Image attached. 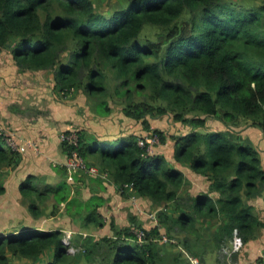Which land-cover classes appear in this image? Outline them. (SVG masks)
I'll return each instance as SVG.
<instances>
[{
	"label": "trees",
	"instance_id": "1",
	"mask_svg": "<svg viewBox=\"0 0 264 264\" xmlns=\"http://www.w3.org/2000/svg\"><path fill=\"white\" fill-rule=\"evenodd\" d=\"M4 50L20 72L52 71L54 90L62 96L82 91L101 117L113 113L115 102L142 123L145 135L154 131L163 142L167 135L153 129L150 118L172 116L191 131L172 136L174 153L168 157L148 155L136 133L100 140L76 130L79 147L62 143L63 152L77 150L89 166L108 172L109 181L69 173L60 163L54 186L29 174L20 185L21 200L34 218L55 216L64 203L73 223L100 233L80 236L85 252L74 255L59 229L0 237V264L46 253L43 264H192L183 256L190 239L221 246L237 233L245 246L259 238L264 209L252 201L264 194V166L260 151L237 142L232 129L245 121L264 132V0H124V7L108 14L93 0H0ZM211 120L228 130H213ZM20 158L0 133V173L16 169ZM174 162L208 179V190L190 195V183ZM106 181L121 196L149 202L157 224L147 216L150 225H143L133 214L123 227L111 216L106 220L101 208L107 199L95 194L106 191ZM86 189L90 198L83 197ZM5 193L0 182V195ZM107 228L110 234L103 235ZM175 229L190 234L182 244ZM138 230L146 233L142 242Z\"/></svg>",
	"mask_w": 264,
	"mask_h": 264
},
{
	"label": "crops",
	"instance_id": "2",
	"mask_svg": "<svg viewBox=\"0 0 264 264\" xmlns=\"http://www.w3.org/2000/svg\"><path fill=\"white\" fill-rule=\"evenodd\" d=\"M20 80L21 78L14 80L12 77H4V79H0V128L4 129L8 133H13L15 140L19 144H22L25 141L34 142L39 151L36 152L30 148L26 152H19L21 155L19 166L14 170L5 169L0 173V182L6 187V193L4 195H0V237L18 236L29 232L30 230L46 232L59 229L64 232L65 230L72 229L68 228L70 225H73V227H77V225L80 226V230L76 232L77 234L85 230V228H82L83 223L81 221H79V223L75 221L77 224H74L71 221V218L65 214L64 203L61 204V210L57 215L49 217L46 215L41 218H34L29 212L28 206L22 202L20 194V185L29 174L45 177L50 184H53V186L55 184L54 181L59 179V176L56 175L54 168L60 163H64L67 158L66 154L63 152L60 135L68 130H77L73 124L74 119H72L77 108L76 103H67L69 108L66 109L63 108L61 102H59V104H56L59 111H54L47 116V112L52 111L51 109H47L52 108L51 105H48L49 101L46 100L47 107L41 108L38 107L39 104H37L36 97L31 100L24 99L22 95L25 92L37 94V91H32L33 87L31 86L23 88L21 85H24V81H22V83L18 86ZM13 88H20V90L12 91L14 90ZM18 93L20 96L19 100L15 101L12 95H18ZM59 95L62 96V94ZM64 100L70 101L68 97ZM64 102L68 101H63V103ZM78 103L82 106V99H80ZM208 124L213 128V130H228V128L220 121L211 120ZM176 126L179 129L182 128L183 130L182 134L175 133L174 135H186L191 131L189 126L183 125L182 123L177 122ZM232 130H234L232 133L236 135L237 142L251 144L260 151V156L264 166V132L245 121H241L239 125ZM60 151L63 152V156L61 158H57ZM52 161L54 162L51 164ZM174 163L185 173L187 178L186 181L190 183V195L208 190L210 185L208 179L204 176L198 175L189 168L183 167L176 162ZM105 183L108 186H106L107 192L99 190L100 192H96L95 194L108 199L112 196L115 203L116 199L120 196L117 194V190L111 186L110 183L107 181ZM93 190H95L94 186ZM91 196L92 194L89 189L84 190L83 197L90 198ZM133 196L134 195H131L130 197L132 198ZM253 200V204L256 206H262L264 209V194ZM138 201L140 204L144 202L141 198H138ZM52 204L53 203L51 201H49L48 204L46 203V205L49 206L48 210L46 207L47 214L51 211ZM104 209L105 205L101 208V210L103 215L105 214L104 216L106 220H108V216L114 215L111 213L112 210H114V212L119 211V209H115L113 207V209L109 211L111 214H107L104 212ZM63 219L64 226L60 224ZM126 222L127 219L123 220L122 223ZM86 231L89 230L86 229ZM99 233L100 232L97 234ZM80 236L79 238L75 236L74 242L77 247H81L78 245L82 243V238ZM259 238H261L259 246L264 247L262 245L264 244V230ZM259 238L250 242L248 245H245L238 253H242L241 256H244V252H254L256 249L255 242L258 241ZM261 252V256L264 257V250ZM49 255V253H46L40 256L37 260H26L11 257L9 264H43L44 260L49 257Z\"/></svg>",
	"mask_w": 264,
	"mask_h": 264
},
{
	"label": "rangeland",
	"instance_id": "3",
	"mask_svg": "<svg viewBox=\"0 0 264 264\" xmlns=\"http://www.w3.org/2000/svg\"><path fill=\"white\" fill-rule=\"evenodd\" d=\"M93 1L95 3L96 9L105 14L113 12L115 8L117 9L120 7H124V0H93ZM154 31L157 30L153 29V31L150 30L144 31V35L146 34L150 35ZM0 60H1L0 79L2 80L4 79V77H12L14 80L21 78L18 86L22 83V81H24L25 82L24 85H21L23 88H25L26 86L33 87L32 91H37V94L25 92L22 96L24 99L27 100H31L34 99V97H36L37 104H39L38 107L41 108L47 107L46 102L49 101L48 105L49 106L51 105L52 108H47V109L48 110L51 109L52 111L47 110L48 111V112L46 111L47 116L48 114L53 113L54 111H59V108L56 107V104H59V102H61L62 107L66 109L69 108L67 103L69 104L76 103L77 108L74 112V116L72 119H74L73 124L78 131H85L90 134H93L97 136L100 140H104L109 137L112 138L121 137V136L123 137L124 135H130L133 133L138 134L139 137H143L145 135L144 132H146V130L142 125V123L126 117L122 112V107L119 104L113 102L112 103L113 113L108 117H101L95 114L91 110V104L88 101L86 95L82 91L77 93V95L74 98L68 97L70 101L64 100L67 97L59 95L54 90V76L52 71L20 72L7 50L0 52ZM50 73L52 74L50 75ZM18 90H20V88L18 89L15 88L12 91H18ZM12 97L15 99V101H17L19 100L20 96L18 93V95L15 96L12 95ZM80 99H82L83 102L82 106L80 105V103H78ZM63 101H68V102L63 103ZM149 121L151 122L153 129H161V131L164 132L165 135H167L166 142L161 141V144L155 146L153 148V151L155 153L158 152L164 153V155L168 157L170 155L172 156L174 153V140L172 139V136H174L175 133L182 134L183 129L182 128L179 129L176 126L177 122L174 121L172 116H164L156 119L150 118ZM62 156H63V152L60 151V153L57 155V158H61ZM53 162L54 161H52L51 164ZM59 181H60V177L58 180H55L54 182L55 184H57ZM117 194H119V192H117ZM119 196L120 197L116 199L115 203L113 201L112 196H110L109 199L106 198L107 200H106L104 212L108 214L109 211L113 209V207L115 209H119L118 212H114V210L111 211V213L114 215L111 216L109 220L114 219L116 225L123 227L122 226L124 225L122 223L123 220L127 219L128 221V217L130 219V214H133L139 220L142 221L143 225L145 223L150 225V221L148 220L149 218H147L148 214L152 210L150 208L149 202L144 201L141 204H139L138 207L137 204L131 202L130 197L128 195L121 196L119 194ZM258 212L262 216L263 209L258 208ZM60 224L64 226V219L60 222ZM70 226L75 231L80 230L79 225H77V227H73V225ZM201 226H202L201 223L197 225L198 228H200ZM108 228L102 232L103 235L110 234ZM89 232H92L94 234L96 233L95 229L93 228H91ZM201 232L203 233L204 231ZM173 235L176 237V240L179 242V244H182V241L190 234L186 233L181 229H175L173 231ZM209 235H210L209 237L212 238V232H210ZM75 236L79 238L80 235L76 234ZM261 238H259V240L255 242L256 249L254 252L251 251L249 253L244 252L245 253L244 256H241L242 253H236L233 255V259L231 260L228 258V255L224 253L223 248L226 245L223 244L225 243H223L221 246L216 244V242H212L211 244L206 245L205 244L206 242H204V240L207 238L200 239L201 240L200 243L195 242L193 239H190V249L187 248L190 253H188V251H185L183 253L184 254L183 256L184 258H187L188 256L193 258L194 257L198 258L201 264H262L264 263V257L261 256L262 254L261 251L264 250V247L259 246V242ZM262 245L264 246V244ZM170 249L173 252L179 253V250L174 246L170 247ZM79 264H85V262L82 261Z\"/></svg>",
	"mask_w": 264,
	"mask_h": 264
},
{
	"label": "built area",
	"instance_id": "4",
	"mask_svg": "<svg viewBox=\"0 0 264 264\" xmlns=\"http://www.w3.org/2000/svg\"><path fill=\"white\" fill-rule=\"evenodd\" d=\"M0 133L4 136L6 139L8 145L13 147L17 152H26L28 149H33L36 152H38V147L35 145L34 142L31 141H25L22 144H19L15 140V136L13 133H8L4 129L0 128ZM60 140L62 143H68L71 144L74 147H79L80 144V136L76 130H68L66 132L61 133L60 135ZM138 144L141 148H146L147 147V154L148 155H153L155 152L153 151V148L157 145L161 144V138L158 133L154 131H148L146 135L143 137H139L138 139ZM66 160L64 162V165L66 166L67 170L69 173H76L78 171H83L87 173L89 176L92 177H99V178H104L109 181L110 175L108 172H103L98 166L96 165H88L85 159L79 154L77 150H73L71 155L66 156ZM126 189H132V185L126 184L125 185ZM132 202L137 204L139 207V201L138 198L133 196L132 197ZM148 217L155 223L157 224L158 219L155 213H149ZM77 234H80L83 236V238H86L90 235V233L86 231H81ZM136 236L138 237L139 241L142 242L144 237H145V232L142 230H138L135 232ZM76 235V231L72 229H68L64 231V237H63V243L68 247V252L72 255L78 253V252H85L83 247H77L73 240L74 236ZM237 233L234 234V237L231 239L230 243L226 244L224 246L223 250L224 253L228 255V258L231 260L233 259V255L238 253L244 245L240 243ZM164 241H169V238L164 236ZM175 242L176 240L173 239ZM189 259L191 260L192 264H201L198 258H193L188 256Z\"/></svg>",
	"mask_w": 264,
	"mask_h": 264
}]
</instances>
